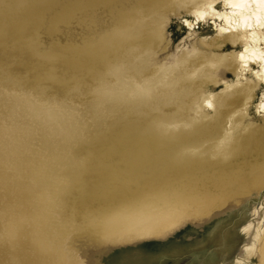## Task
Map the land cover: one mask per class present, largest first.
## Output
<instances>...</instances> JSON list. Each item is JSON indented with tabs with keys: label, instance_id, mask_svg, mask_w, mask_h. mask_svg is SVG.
<instances>
[{
	"label": "rangeland",
	"instance_id": "1",
	"mask_svg": "<svg viewBox=\"0 0 264 264\" xmlns=\"http://www.w3.org/2000/svg\"><path fill=\"white\" fill-rule=\"evenodd\" d=\"M104 1L0 0V126L10 125L11 117L8 116L19 117V122L31 130L30 141L35 152L51 148L50 144L44 145L48 140L62 139L74 155L66 156L67 159L81 161V169L74 173L72 185L63 195V210L55 213L59 218L63 215L65 219L74 217L79 223L69 228L64 241L75 264H235L246 258L244 248L253 244L257 227L264 225L263 159H241L230 166L239 179L248 173L260 172L258 182L254 184L248 180L244 187L234 190L223 185L207 190L197 186L182 194L180 188L174 187L176 185L160 183L156 178L152 182L141 176L158 170L155 160L145 166L144 171L133 170L131 162L123 169L125 159L136 156L135 152L128 154L131 145H137L135 142L143 150H157L159 146H154L151 137L143 132L147 122L145 117L139 118L130 112L114 115L98 110L94 95L99 78L108 76L115 47H118L115 53L123 51L121 46H115V40L100 46L102 33L104 38L112 39L117 29L131 26L143 17L148 21L146 27H152L150 12L157 4L161 12L166 10L163 13L167 19L162 42L154 45V63H170L184 55L193 56V50L209 56L232 54L240 51L242 45L231 44L224 35L218 34L214 22L222 24L220 19L210 18L198 23L186 7L167 10L169 0H147L145 7L141 5L145 0H114L110 5V2L106 4L110 0ZM217 8L223 10V3ZM141 11L145 14L140 15ZM185 19L195 21L194 27L189 28ZM143 35L147 42L150 31L147 29ZM218 38L222 42L220 47L215 43ZM254 68L258 69V66L254 65ZM235 72H239L236 64L231 68H220L219 82H208V86L212 91L220 92L224 81L236 80ZM250 73L246 71L243 78L249 77ZM263 93L264 81L254 92L245 113L243 122L253 123L251 129L264 125L263 114L256 108ZM27 105L35 108V116H30ZM46 112L76 118L73 121L77 130L51 136V123ZM27 134L23 136L27 137ZM139 152L137 156L142 151ZM144 156L157 155L144 152ZM172 192L180 203L168 200L169 206H188L190 211L159 233L149 236L119 231L104 234L98 225L129 201L138 203L147 196ZM208 196H217L218 201L198 213L196 208L202 206ZM248 225H251L250 230H245ZM2 237L0 261L9 264V245ZM263 246L264 233L255 252L246 261H241L261 264Z\"/></svg>",
	"mask_w": 264,
	"mask_h": 264
},
{
	"label": "bare ground",
	"instance_id": "2",
	"mask_svg": "<svg viewBox=\"0 0 264 264\" xmlns=\"http://www.w3.org/2000/svg\"><path fill=\"white\" fill-rule=\"evenodd\" d=\"M169 1L165 7L167 10L186 7L198 23L210 18L220 19L222 24L214 22L218 34L224 35L231 44L240 43L242 49L236 53L214 56L193 50V56L184 55L170 63H154V45L162 42L163 25L167 19L163 13L166 10L161 12L158 4L150 12L152 27H146L148 21L143 17L131 26L117 29L112 39L109 36L104 38L102 33L100 46L104 43L109 45L115 40V46H121L123 51L117 54L115 51L118 47H115L108 76L98 80L94 95L96 108L114 115L130 112L139 118L145 117L147 122L143 132L151 137L154 146H159L157 150H143L135 142L137 145H131L128 154L131 151L136 156L133 159L128 157L130 155L125 157L123 169L131 162L129 165L133 170L144 171L145 166L155 160L158 170L141 176H146L152 182L156 178L160 183L176 185L174 187L180 188L182 194L197 186L207 190L223 185L234 190L244 187L248 180L254 184L258 182L260 172L248 173L239 179L230 166L246 158L255 161L263 159L264 162V125L251 129L253 123L243 122L254 92L264 81V0ZM113 2L110 0L106 4ZM142 3V7H145L147 0ZM219 3H223V10H218ZM141 14L145 12L141 11ZM184 22L189 28L194 27L195 21L185 19ZM147 29L150 39L146 42L143 34ZM215 43L219 47L222 44L219 38ZM235 64L239 66V72H235L236 80L224 81L220 92L212 91L208 82H219L218 70L231 68ZM246 71H251L250 76L243 78ZM26 107L30 116H35V108L31 105ZM256 108L263 114L264 122V93ZM46 115L51 123V136L57 133L62 136L77 130L74 117L61 116L56 112H46ZM8 117H11L10 125L0 126V236L9 245L7 256L10 263L7 262L75 264L72 254L64 247V241L69 228L79 223L74 217L65 219L63 215L59 218L55 213L63 210V195L71 187L72 179L76 176L74 173L81 169V161L72 157L67 159L66 156L74 155L69 144L62 139L55 142L48 140L44 145L50 144L51 148L35 152L28 126L20 123L19 117ZM24 133L29 134L24 137ZM141 148L140 153L138 149ZM144 152L157 156H144ZM173 192L163 196H147L138 203L129 201L126 206L103 218L98 225L104 234L119 231L149 236L159 233L190 211L188 206H169L168 200L180 203L177 197H173ZM217 201V196H208L196 211L201 213ZM250 228L251 225H248L245 230ZM263 233L264 225L260 224L255 231L253 244L244 248L246 258L255 252ZM261 253V264H264V246ZM241 260L235 264H244Z\"/></svg>",
	"mask_w": 264,
	"mask_h": 264
}]
</instances>
